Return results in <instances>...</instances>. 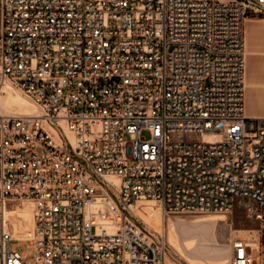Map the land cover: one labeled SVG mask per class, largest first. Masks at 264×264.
Returning <instances> with one entry per match:
<instances>
[{
  "label": "built area",
  "instance_id": "1",
  "mask_svg": "<svg viewBox=\"0 0 264 264\" xmlns=\"http://www.w3.org/2000/svg\"><path fill=\"white\" fill-rule=\"evenodd\" d=\"M264 0H3L0 264H167L162 212L239 210L229 264H264V117L246 111L247 9ZM21 93L39 113L9 111ZM150 132L149 136L144 131ZM33 236L15 235L19 203Z\"/></svg>",
  "mask_w": 264,
  "mask_h": 264
},
{
  "label": "bare ground",
  "instance_id": "2",
  "mask_svg": "<svg viewBox=\"0 0 264 264\" xmlns=\"http://www.w3.org/2000/svg\"><path fill=\"white\" fill-rule=\"evenodd\" d=\"M255 15L261 14L256 9L248 7L247 19ZM2 105L9 111L21 114L40 112L38 107L21 93L9 94L4 97ZM142 201L136 202L133 208L135 209L139 203L137 206L138 211L145 217L154 218L156 208L154 209L153 204L142 203ZM26 205L25 207L19 206L16 212L18 216H22L27 221V224L20 219L14 224L15 235L23 240L32 237L34 230V205L33 203H27ZM149 220L152 222L151 219ZM226 221V214L218 213L200 214L192 217L180 216L177 219L170 217L167 224L168 239L170 244L182 256L188 258L192 264H225L229 262L230 242L220 241L218 235L219 227ZM240 234V236H246L249 231L241 230ZM167 264L175 263L168 257Z\"/></svg>",
  "mask_w": 264,
  "mask_h": 264
},
{
  "label": "rangeland",
  "instance_id": "3",
  "mask_svg": "<svg viewBox=\"0 0 264 264\" xmlns=\"http://www.w3.org/2000/svg\"><path fill=\"white\" fill-rule=\"evenodd\" d=\"M249 7L256 9L258 11V13H260L262 16H264V10H262L258 7H255V6H249ZM256 19L259 20L260 18H256ZM247 20H246V58H247V69H248L249 53H250L251 46H250V42L248 40V22H247ZM252 49H253L255 54L264 55V39L259 38V40H257L255 42V44H254L253 48H251V50ZM247 69H246V72H247ZM260 74H261V78H264V59L260 60ZM246 76H247V74H246ZM144 135L149 136L150 132L145 130ZM142 200H143L142 203L153 204L154 209L156 208V212L154 211L155 212L154 218L143 216V214H141L137 209V206L139 203L136 205V207L134 209L135 213L138 214L141 217V220L146 225H148L149 227L155 228L158 230L164 229L166 236H167V240H168L169 245H170L169 246V259L172 260L175 264H192V263L188 258H186L185 256H182L170 244V241L168 239V225H167L168 219L170 217L177 219L180 216L192 217L194 215L208 214V213L224 214L222 212H191V213L164 214L162 212V208H161V205L159 202H157L155 200H151L149 198H144ZM27 203H31V202L30 201H23V202H20L19 205H20V207H25V206H27L26 205ZM17 218L18 219L15 218V221H18L20 219V220H23V222L27 224V221H25V219L22 216L19 215V216H17ZM148 218L151 219L152 222ZM253 226L256 227L258 225L253 224L251 221H248L245 217V214L239 210L235 211L234 214L228 215L227 221L221 224V226L219 227V235L218 236H219L220 241H224V242H228V243L230 242L229 262H230L231 256L233 255V250H234L233 240L240 237L241 230L248 229V228L253 227ZM11 247L12 248L19 247L20 250H23L26 253L27 258L29 260V264H35L34 248L32 245L29 244L28 241L13 240L11 242ZM229 262H226L225 264H229Z\"/></svg>",
  "mask_w": 264,
  "mask_h": 264
},
{
  "label": "crops",
  "instance_id": "4",
  "mask_svg": "<svg viewBox=\"0 0 264 264\" xmlns=\"http://www.w3.org/2000/svg\"><path fill=\"white\" fill-rule=\"evenodd\" d=\"M3 0H0V33L3 29ZM256 18H260L257 20ZM248 40L251 48L259 38L264 39V16H251L248 20ZM249 53L246 76V111L250 116L264 117V78L260 74V60L264 55Z\"/></svg>",
  "mask_w": 264,
  "mask_h": 264
}]
</instances>
